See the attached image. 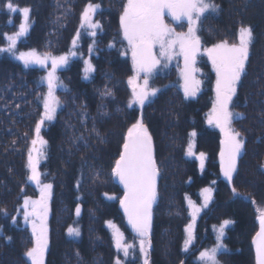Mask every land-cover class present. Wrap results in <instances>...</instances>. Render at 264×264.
<instances>
[{
	"label": "trees",
	"instance_id": "1",
	"mask_svg": "<svg viewBox=\"0 0 264 264\" xmlns=\"http://www.w3.org/2000/svg\"><path fill=\"white\" fill-rule=\"evenodd\" d=\"M213 1L219 9L203 18L200 29L207 45L236 42L242 24L250 26L254 36L233 103L236 113L243 114L233 126L244 140V149L231 182L220 171L222 133L205 118L213 99L210 87L190 99L179 87L169 85L143 109L128 107L131 49L119 22L126 0H12L19 8L30 7L31 13L29 31L19 39L15 55L0 52V264H30L24 253L32 247V236L17 215L24 198L36 195L26 164L42 115L41 97L46 94L45 71L37 65L25 67L16 59L19 52L31 49L55 56L75 52L60 72L66 88L58 91L61 106L55 120L41 130L47 141L41 179L52 185L46 264H115L119 251L107 221L133 238L119 208L124 189L112 168L127 129L141 116L152 135L159 169L149 264H196L193 252L183 248L190 221L185 198L202 188L213 190V198L198 222L193 251L203 246L199 242L204 237L213 242L214 223L230 220L228 249L219 255L221 262L255 264L252 238L259 228L258 210H264V0ZM7 2L0 0V47L4 48L5 34L18 31L23 21L20 12L4 7ZM89 2L100 5L93 19L102 27L95 37L80 28L81 13ZM168 23L178 31L185 28L173 20ZM85 61L94 68L89 77ZM163 79L175 83L177 76L170 70ZM106 91L111 95H104ZM191 131L196 132V150L205 153L201 171L197 161L186 155ZM78 205L83 209L80 218L75 216ZM75 223L81 235L73 239L66 229Z\"/></svg>",
	"mask_w": 264,
	"mask_h": 264
},
{
	"label": "snow or ice",
	"instance_id": "2",
	"mask_svg": "<svg viewBox=\"0 0 264 264\" xmlns=\"http://www.w3.org/2000/svg\"><path fill=\"white\" fill-rule=\"evenodd\" d=\"M9 12H20L23 22L19 25L18 31L8 35L5 39L8 42L6 48L0 47V52H12L15 55L17 43L29 31L30 7L19 8L12 0L4 5ZM99 4L89 2L83 9L80 16V28L86 29L88 34L95 37L97 29H101L99 21L93 19ZM219 5L213 0H126L119 18L120 28L123 37L127 40L131 49L133 75L128 78V85L131 88V99L128 107L138 105L143 109L146 102L151 97L157 95L159 89L151 87L149 79L160 64V59L154 54V49L159 46V56L167 60L172 58L178 48L179 54L183 56L184 68L181 76L184 81L183 89L185 96H195L199 90L201 81L197 80L195 73L196 57L200 52L201 39L197 34L205 14L216 12ZM171 17L173 21L187 22L186 32H176L165 22V15ZM80 32L72 43L75 46ZM254 41L253 30L250 26L241 25L238 29V42L230 43L228 40H221L205 48L204 53L211 61L216 73L215 99L212 103L211 111L208 113V123L220 129L223 138L220 141V171L223 176L231 182L233 173L237 171V160L244 149V140L240 132L232 127L235 117L243 118V114L234 113L230 110L233 97L237 92L242 75L246 71V64L249 60L250 47ZM92 49L89 48V51ZM69 55L55 56L51 53L41 55L36 49L19 52L16 59L23 62L25 67L29 65H40L44 67L51 62V70L43 77L47 85V93L41 97L43 102V114L35 124V136L31 140L32 147L28 151L26 167L28 169L27 179L37 185L40 191L38 199L25 197L23 202L24 220L31 226L32 247L28 248L24 255L30 264H45V254L49 248V201L52 196V185L41 183V173L39 171L40 159L44 156V147L47 141L41 136V130L45 121H52L60 106V100L55 95L57 87H63L56 71L59 67L67 64ZM85 72L94 71L90 61H85ZM143 80L140 83V80ZM104 95H111L106 91ZM95 131V129H93ZM99 135V133H97ZM191 137L196 136L193 131ZM194 144L189 142L187 154L195 155ZM201 168L204 166L205 153H199ZM112 175L123 185L124 195L120 199V205L128 218L138 237L140 238V252L144 255V264H149V249L151 248V228L153 205L157 199L156 179L159 169L154 157V146L152 135L143 122V118L137 119L135 123L127 129L124 137L122 151L119 158L115 160L112 168ZM211 189L202 190L204 204L206 208L211 199ZM234 194L236 189H232ZM114 197H109L113 199ZM189 206L192 209L193 223L185 228L187 238L184 241V251L189 250L194 240V221L201 207H197L189 198ZM80 207L77 206L76 214L79 216ZM6 215V213H5ZM257 220L259 229L252 238L255 247L256 264H264V210H258ZM113 229V240L118 251H122L124 256L129 255V250L133 247L124 243L123 233L111 221L106 222ZM232 221L224 220L218 228L216 243L211 248H206L199 253V264H221L219 255L227 252L224 243L225 228ZM70 236H79L77 228L68 229ZM116 264H121L116 260Z\"/></svg>",
	"mask_w": 264,
	"mask_h": 264
},
{
	"label": "rangeland",
	"instance_id": "3",
	"mask_svg": "<svg viewBox=\"0 0 264 264\" xmlns=\"http://www.w3.org/2000/svg\"><path fill=\"white\" fill-rule=\"evenodd\" d=\"M214 2V1H213ZM215 3V2H214ZM216 12H209V13H207V15H212V14H215ZM172 21V19H171V17H169L167 14L165 15V22L166 23H168V21ZM203 20V19H202ZM23 22V21H22ZM174 22V25L175 24H184L185 25V28H184V30L182 31H178L174 26H172V25H170L169 23V25L172 27V28H174L175 29V31L176 32H186L187 31V22H186V20L185 21H181V22H176V21H173ZM203 22V21H202ZM202 22H201V24H202ZM200 29H201V25H200V27H199V30H198V35L199 36H201V32H200ZM236 42H238V35H237V40H236ZM218 43V42H217ZM216 44V43H215ZM214 45V44H213ZM129 46V45H128ZM210 47H212V46H209V45H207L206 46V48H210ZM37 52L38 53H40L41 55H43V53H41V52H39L38 50H37ZM179 52V49L177 48L176 50H175V53H178ZM173 54L172 55V58L170 59V60H167V59H165V58H163V57H160L159 56V46L157 45L156 46V48L154 49V54H156L157 55V57L160 59V64L157 66V68L154 70V72L152 73V75H151V77H150V79H149V84H150V86L151 87H155V88H157V89H159V91H158V93L163 89V88H165V86H177V87H179V89L182 91V93L184 94V96H185V93H184V89H183V83H184V81H183V79H182V76H181V72H182V69L184 68V59H183V56L182 55H179V54ZM65 55H67V53L65 54ZM58 56H60V55H58ZM70 60H71V57L69 56V59H68V62H67V64H65V65H63V66H61V67H59L58 69H57V71H56V76L59 78V81L62 83V85H63V87H57V89H56V92H55V95L59 98V96H58V91L59 90H64L66 87H65V84H64V82L63 81H61V78H60V72L63 70V69H65L66 67H67V65L69 64V62H70ZM200 62H202L201 63V65H202V67L203 68H201V66L200 65H197L196 64V68H199L201 71L199 72V73H196V74H194L195 75V77H196V79L197 80H199V81H201V83H200V86H199V90L196 92V95L195 96H185L186 98H190V99H197L198 97H199V95L200 94H202L206 89H208V87H210L211 89H212V96H213V99L211 100V108H212V103H213V100L215 99V83H216V73H215V70L213 69V66H212V63H211V61L208 59V57H207V55L204 53V49L202 50V55H201V58H200ZM205 64V65H204ZM92 65V64H91ZM38 67H40L42 70H44L45 71V74L43 75V77H45L46 75H47V73L51 70V62L49 61L48 62V64L46 65V66H44V67H41L40 65H37ZM169 70H174V73L176 74V76H177V81L175 82V83H170V82H165L164 83V79H163V77L167 74V72L169 71ZM86 73V72H85ZM93 73V71H91V72H88V73H86V77H89L91 74ZM133 75V74H132ZM162 75V76H161ZM159 76V77H158ZM161 76V77H160ZM42 77V78H43ZM42 82L44 83V85H45V87H46V92L45 93H47V85H46V83L43 81V79H42ZM140 83H142L143 82V80L141 79L140 81H139ZM240 83V82H239ZM239 85L240 84H238L237 85V92H236V95L233 97V102H232V104L230 105V110L232 111V112H234V113H236V111L234 110V107H233V103H234V101L236 100V98H237V93H238V88H239ZM158 93H157V95H158ZM156 95V96H157ZM156 96H154V97H156ZM154 97H151L150 98V100L148 101V102H146L145 104H147V103H150V102H152L153 100H154ZM41 104L43 105V102H41ZM60 106H61V103H60ZM60 106L57 108V112H58V109L60 108ZM138 108H140L138 105H136ZM211 108L206 112V115H205V118H207V115H208V113L211 111ZM43 111H44V109L42 110V114H43ZM56 112V113H57ZM57 115V114H56ZM56 117V116H55ZM237 118H239V117H235L234 119H233V122H234V120L235 119H237ZM55 120V118L52 120V121H45V124L43 125V127L42 128H47V126H48V123H51V122H53ZM207 121H208V118H207ZM233 122H232V127L235 129V127L233 126ZM236 130V129H235ZM237 131V130H236ZM193 131H191V133H192ZM190 133V134H191ZM43 137V136H42ZM222 138H223V136H222ZM242 138V137H241ZM243 139V138H242ZM190 140H191V142L194 144V148H193V151H194V153H195V155H193V156H189L188 154H186L187 155V157H188V159H192V160H195V161H197V163H198V169L201 171V170H203L204 168H205V166H206V161L204 160V166H203V168H201V165H200V160H199V153H198V151L196 150V140H195V137H189V142H190ZM188 145H189V143H188ZM188 145H187V147H186V151H187V148H188ZM43 151H44V156L40 159V163H39V171H40V173L42 174V172H41V168H40V166H41V164H42V162H44L45 160H46V157H45V147H44V149H43ZM242 152H243V150H242ZM201 153V152H200ZM242 154V153H241ZM154 156H155V152H154ZM241 156V155H240ZM238 162H239V158H238V160H237V166H238ZM237 172V171H236ZM236 172L235 173H233V176L236 174ZM41 177H42V175H41ZM41 183L42 184H48V183H46V182H43V179H41ZM32 184L34 185V188H35V190H36V195L35 196H30L33 200H35V199H38L39 198V196H40V191H39V188L37 187V185L35 184V183H33L32 182ZM203 189H205V188H202L201 190H199V191H197V195H187L186 196V198H185V202H186V205L188 206V209H189V215H190V221H189V223L186 225V226H188L189 224H192L193 223V218H192V209L190 208V206H189V198L191 199V201L192 202H194V204L197 206V207H201V211L199 212V213H197V215H196V219H195V221H194V240L192 241V244L190 245V247H189V250L187 251V252H193L192 253V258H193V261L195 260V262H196V264H199V261H198V257H199V253L201 252V251H203L204 249H206V248H211L215 243H216V235H217V233H216V231L214 230V229H216V228H218L219 227V225L223 222H219V223H214V225L212 226V236H213V242H210L206 237H204V240H202V242H199V245H203L202 247H200L199 248V250H196V251H193V249H194V246L196 245L197 246V236H196V232H197V228H198V222L200 221V219H201V217L203 216V213L209 208V206H210V202H211V200H212V198H213V190L211 191V199H210V201L208 202V205H207V207L206 208H204V207H202V205L204 204V193L202 192V190ZM52 191V190H51ZM24 201V200H23ZM50 204H51V200L49 201V215H48V221H49V218H50V215H51V211H50ZM83 211V210H82ZM19 213H18V215H17V217H18V219H19V223H21L22 224V226H24V227H26L27 228V230H28V232L31 234V226H30V224L29 223H26L25 222V220H24V215H23V213H24V208H23V203H22V205H21V207H20V210L18 211ZM77 218H80V217H77ZM115 225V224H114ZM231 226V224L230 225H228L226 228H225V236H224V243H225V237L227 236L226 235V230L229 228ZM70 227H72V228H77V229H79V224L78 223H75L74 225H70L67 229H66V232H67V235H68V237H70V238H73V239H75V238H79L80 237V235H81V231L79 230V232H80V235L79 236H70L69 234H68V229L70 228ZM116 227L120 230V232H122L123 233V236H124V243H126V244H128V245H132L133 247L129 250V255L127 256V257H125L124 256V254H123V252L122 251H119V256H118V258L117 259H119L120 260V262H121V264H144V255L140 252V238L138 237V235L136 234V232L134 231V230H132L134 233H133V238L132 239H130L131 238V236H130V238L128 237V234L123 230V229H121L118 225H116ZM48 228H49V222H48ZM130 228V227H129ZM111 230H112V233H113V229L111 228ZM50 233V232H49ZM187 238V233L185 232V239ZM185 241V240H184ZM198 245V246H199ZM226 245V244H225ZM183 248H184V242H183ZM228 249V248H227ZM118 251V250H117ZM137 253V255H135ZM138 253H139V255H138ZM222 253H224V252H222ZM46 255L47 254H45V264H46ZM116 259V260H117ZM116 260H115V264H116ZM219 260H220V257H219ZM221 261V260H220ZM221 264H223L222 262H221Z\"/></svg>",
	"mask_w": 264,
	"mask_h": 264
},
{
	"label": "water",
	"instance_id": "4",
	"mask_svg": "<svg viewBox=\"0 0 264 264\" xmlns=\"http://www.w3.org/2000/svg\"><path fill=\"white\" fill-rule=\"evenodd\" d=\"M201 47H202V43H201ZM201 47H200V52H201ZM200 52L198 53V55L200 54ZM155 157V156H154ZM158 177H159V175L157 176V179H156V188H158V184H157V182H158ZM114 179H115V181L120 185V186H122V188H123V185L118 181V179H116L115 177H114ZM124 189V188H123ZM157 198H158V195H157ZM156 202H157V199H156ZM156 202L154 203V205L156 204ZM153 205V208L155 207ZM79 207H80V214H79V216H77V214L75 213V216L76 217H81L82 216V208H81V205H78ZM119 208H121V211H122V213H123V215H124V218H126V220H127V223L129 224V222H128V218H127V216L125 215V213H124V210H123V208L121 207V205L119 206ZM76 210V209H75ZM129 227L132 229V230H134L133 228H132V226L129 224ZM259 229V228H258ZM258 231V230H257ZM253 245V244H252ZM254 246V245H253ZM254 255H255V247H254ZM255 264H256V262H255Z\"/></svg>",
	"mask_w": 264,
	"mask_h": 264
},
{
	"label": "flooded vegetation",
	"instance_id": "5",
	"mask_svg": "<svg viewBox=\"0 0 264 264\" xmlns=\"http://www.w3.org/2000/svg\"><path fill=\"white\" fill-rule=\"evenodd\" d=\"M205 16H207V14H205ZM205 18V17H204ZM168 21V20H167ZM200 39H201V43H202V47H201V52H200V54L199 55H197V57H196V64L197 65H200L201 66V68H203L202 67V65H201V63L202 62H200V58H201V55H202V50L203 49H205L206 48V46H207V43L204 41V38L202 37V36H200ZM213 44H211V45H209V46H212ZM196 64H195V66H196ZM205 65V64H204ZM198 69V71L196 72V73H199L201 70L199 69V68H197ZM170 71V70H169ZM195 73V74H196ZM162 76V75H161ZM160 76V77H161ZM159 77V76H158ZM164 78V77H163Z\"/></svg>",
	"mask_w": 264,
	"mask_h": 264
},
{
	"label": "bare ground",
	"instance_id": "6",
	"mask_svg": "<svg viewBox=\"0 0 264 264\" xmlns=\"http://www.w3.org/2000/svg\"><path fill=\"white\" fill-rule=\"evenodd\" d=\"M128 224V223H127ZM128 226H129V224H128ZM131 229V228H130Z\"/></svg>",
	"mask_w": 264,
	"mask_h": 264
}]
</instances>
